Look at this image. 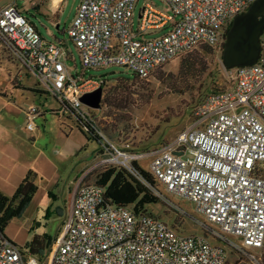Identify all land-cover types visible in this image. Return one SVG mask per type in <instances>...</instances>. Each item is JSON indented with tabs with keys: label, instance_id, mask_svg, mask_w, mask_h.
<instances>
[{
	"label": "built area",
	"instance_id": "obj_1",
	"mask_svg": "<svg viewBox=\"0 0 264 264\" xmlns=\"http://www.w3.org/2000/svg\"><path fill=\"white\" fill-rule=\"evenodd\" d=\"M161 1L169 13L144 3L134 22L136 0H78L66 33L82 70L116 64L146 77L174 56L220 45L231 17L251 0ZM150 29L163 31L141 35ZM259 39L256 60L227 68L230 84L205 92L191 106L189 123L172 139L136 151L126 142L104 143L94 128L102 146L99 162L134 173L131 161L140 165L145 157L154 180L166 193L191 200L210 232L185 233L146 207L109 202L104 186L83 181L80 173L44 252L13 243L0 229V264H226L230 250L235 256L229 264L242 254L244 264H263L264 28ZM0 41L62 107L90 122L89 114L79 110L78 96L101 85L103 78L69 72L59 40L44 39L12 2L0 6ZM153 192L167 200L159 190Z\"/></svg>",
	"mask_w": 264,
	"mask_h": 264
},
{
	"label": "rangeland",
	"instance_id": "obj_2",
	"mask_svg": "<svg viewBox=\"0 0 264 264\" xmlns=\"http://www.w3.org/2000/svg\"><path fill=\"white\" fill-rule=\"evenodd\" d=\"M9 2L31 19L44 39L59 40L62 59L69 72L84 71L81 77L90 75L106 80V102H102V88L99 108L79 105V110L89 114L90 123L102 134L104 143L106 140L118 144L126 142L129 150L136 151L152 149L172 139L189 123L191 106L205 92L231 82L220 62V45L195 47L168 59L148 76L136 79L130 78L126 67L116 64L82 70L77 49L66 33L78 0H59L56 4H52V0H0V6ZM144 3L170 12L161 0H136L134 22L138 7ZM162 31L150 29L141 35L155 36ZM189 55L199 58V63L189 69H179L181 59ZM119 75H128L130 92L117 101L111 86ZM25 80L30 81L32 88H42L0 41V193L10 196L28 169L33 172L36 185L31 199L18 215L6 222L3 233L18 245L30 241L34 235L42 236L44 252L68 210L75 178L83 173V181L94 182L97 173L107 165L98 161L101 142L84 135L76 126L70 108L62 107L51 93L27 90ZM138 163L147 169L145 157ZM153 188L163 193L167 200L158 198L156 202L147 203L146 209L185 233L210 232L208 226L200 223L205 220L204 214L195 209L191 200L166 193L162 184L154 179ZM176 205L183 211L176 209ZM249 249L258 251L255 247ZM232 256L235 252L230 250L226 264ZM246 260L247 256L242 254L235 264H244Z\"/></svg>",
	"mask_w": 264,
	"mask_h": 264
},
{
	"label": "trees",
	"instance_id": "obj_3",
	"mask_svg": "<svg viewBox=\"0 0 264 264\" xmlns=\"http://www.w3.org/2000/svg\"><path fill=\"white\" fill-rule=\"evenodd\" d=\"M201 47L208 48V45H203ZM220 47H222V42ZM198 59L199 58H196L193 55L181 59L179 62V69L182 67L189 69L196 66L199 63ZM127 76H117L114 79L115 82L113 86H111V89L113 90V98L117 101L124 99L130 92L129 84H127V79L129 78ZM129 76L132 79L141 78L134 73H130ZM105 81L106 80L103 78L101 83L103 88L102 102H106L108 93ZM70 110L75 115L76 126L84 133V135H86V137H90L97 141L99 136L94 132L93 125L89 121L83 120L72 108H70ZM131 162L135 169L134 173L129 172L122 167L109 166L97 173L94 182L104 186V195L109 202L133 204V208L137 210L144 208L147 203L158 201V197L153 192L154 178L145 168L138 165L134 160ZM32 173L33 172L30 169L26 171L10 196L0 193L1 231H3V227L10 218L20 213L25 203L31 199L35 192L36 185L32 179ZM23 245L28 246L30 251H38L43 246V237L34 235L30 241H26ZM261 248V259L264 264V241Z\"/></svg>",
	"mask_w": 264,
	"mask_h": 264
},
{
	"label": "water",
	"instance_id": "obj_4",
	"mask_svg": "<svg viewBox=\"0 0 264 264\" xmlns=\"http://www.w3.org/2000/svg\"><path fill=\"white\" fill-rule=\"evenodd\" d=\"M264 28V0H251L244 10L235 13L224 31L220 62L223 68L252 63L260 49V33ZM102 86L79 94L81 103L100 107ZM178 153V152H177Z\"/></svg>",
	"mask_w": 264,
	"mask_h": 264
},
{
	"label": "crops",
	"instance_id": "obj_5",
	"mask_svg": "<svg viewBox=\"0 0 264 264\" xmlns=\"http://www.w3.org/2000/svg\"><path fill=\"white\" fill-rule=\"evenodd\" d=\"M58 1H59V0H52L51 3H52V4H56ZM23 13H24V12H23ZM24 14H25V13H24ZM27 17H28V16H27ZM28 19L31 21V19H30L29 17H28ZM25 81L28 82V83L25 84V85H26L25 87H26L27 90L30 91V90H31L30 88H32V87H31L32 85H31L30 81H28V80H25ZM29 84H30V85H29ZM33 89H35V88H33ZM29 122H30V123L32 124V126H33V123H32V121H31L30 119H29Z\"/></svg>",
	"mask_w": 264,
	"mask_h": 264
},
{
	"label": "flooded vegetation",
	"instance_id": "obj_6",
	"mask_svg": "<svg viewBox=\"0 0 264 264\" xmlns=\"http://www.w3.org/2000/svg\"><path fill=\"white\" fill-rule=\"evenodd\" d=\"M35 90H38V91H40V92H44V91L47 92V91H46L45 89H43V88H41V89H40V88H35Z\"/></svg>",
	"mask_w": 264,
	"mask_h": 264
}]
</instances>
